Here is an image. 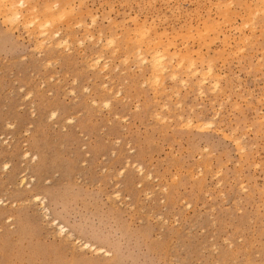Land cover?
<instances>
[{"label": "rangeland", "instance_id": "rangeland-1", "mask_svg": "<svg viewBox=\"0 0 264 264\" xmlns=\"http://www.w3.org/2000/svg\"><path fill=\"white\" fill-rule=\"evenodd\" d=\"M71 1L22 9H76L44 43L0 17V264H264L260 0Z\"/></svg>", "mask_w": 264, "mask_h": 264}, {"label": "bare ground", "instance_id": "bare-ground-1", "mask_svg": "<svg viewBox=\"0 0 264 264\" xmlns=\"http://www.w3.org/2000/svg\"><path fill=\"white\" fill-rule=\"evenodd\" d=\"M69 1H71V0H69ZM27 2H29L30 3V0H0V17H1V15H2V18H3V21L8 25H12L13 26V28H15L16 26V24L18 25L19 23L21 24V25H24L23 27H24V30L25 29H28V27L29 26H33L34 28V30L38 33V34H36V35H40V36H42V37H44V38H42V37H40V38H42V39H44V40H42L43 42H41V43H44L45 42V40H46V42H47V40L49 39V38H54V35L52 36L51 35V33H53L52 32V29L51 30H49L51 27L52 28H54V25L56 24V22H58V21H61L62 20V22H64L63 20L66 18V19H71V17L72 16H74V11L76 10V9H74V7H72L71 5H69L68 3V5L67 6H64L63 4H61L62 5V7L60 6V8L58 9V10H55L54 11V9H53V11H50V9H51V5H53L52 3H48L50 6H48V8H46L45 7V11L47 10H49V12H46V13H44L43 14V11H38V12H41V13H37L36 11L40 8V7H38V9L36 8V6L35 5H32V7H31V5L29 6V9L30 8H32V9H34V7H35V9H37V10H35L34 9V11L32 10H29L30 12L29 13H27L26 15L23 13L22 14V9H25L26 10V7H27V4L29 5V3H27ZM46 2V1H45ZM49 2V1H48ZM32 3V2H31ZM56 3V2H55ZM71 4H72V1L70 2ZM25 4H26V6H25ZM37 4V3H36ZM46 4H47V2H46ZM55 5H57V4H55ZM72 5H74V4H72ZM229 5V4H228ZM23 6H25V8L23 7ZM220 6V5H219ZM50 7V8H49ZM55 9H56V7H54ZM76 8V7H75ZM250 9H251V7H250ZM24 10V11H25ZM40 10H41V8H40ZM44 11V12H45ZM218 11V10H217ZM224 11V10H223ZM32 12H34V13H32ZM36 12V13H35ZM224 13V12H223ZM226 13H228V11L226 12ZM260 13H264V0H260L259 2H257L256 3V6H254V8H252L251 9V13H249L248 15H247V17H245V20H244V25L245 24H250V23H252L253 21H254V19L257 17V15L258 14H260ZM28 14H32L31 16H28ZM34 14V15H33ZM43 14V15H42ZM231 14V13H230ZM233 14V13H232ZM24 16V17H23ZM28 18H27V17ZM224 17H225V19H226V21L228 20L229 21V24L231 23V17H229L228 16V14H225L224 15ZM224 17H223V19H224ZM241 17V16H240ZM255 17V18H254ZM262 18V17H261ZM94 19V18H93ZM92 19V21H95V20H93ZM257 20H258V18H256ZM260 19V18H259ZM73 20V19H72ZM67 21H69V20H67ZM80 21H82V20H80ZM84 21V20H83ZM65 23V22H64ZM80 22L78 21V24L77 25H79L80 26V24H79ZM213 23H215V22H213ZM224 23H227L228 24V22H225L224 21ZM254 23V22H253ZM252 23V24H253ZM70 24V22H68V25ZM82 24V23H81ZM83 24H85V23H83ZM252 24H250V25H252ZM212 25V26H211ZM213 25L214 24H209V26L211 27V28H214L213 27ZM217 25V24H216ZM15 26V27H14ZM25 26H26V28H25ZM73 26H75V24H73ZM82 26V25H81ZM80 26V27H81ZM85 26V25H84ZM209 26L207 25V27H206V29L207 28H209ZM240 26H243V25H240ZM72 27V26H71ZM83 27V26H82ZM86 27V26H85ZM217 27H219V25H217ZM216 27V28H217ZM17 28H18V26H17ZM57 28V27H56ZM67 28H68V26H67ZM84 28V27H83ZM71 29V28H70ZM86 29V28H85ZM151 27H147V25L146 24H141V23H138L137 25H136V30H135V37H136V39H137V41L136 42H138V47L139 48H137V49H139V54L142 56L144 53H143V49L141 50V44L142 45H144V47L147 45L148 47H146L148 50L147 51H149L150 53H149V56H150V58H147V57H143L144 59H145V62H148L149 63V65H150V68H151V78H149V79H151L152 81H154V83L156 84V85H158V84H160L161 83V81H162V78H163V75L167 72V70H168V65H167V49H160V46H164V44L161 42V39H160V36H156L155 37V39H153V38H151L150 36V34H151ZM205 29V28H204ZM219 30H220V28H218ZM217 29V30H218ZM232 29V28H231ZM241 29V28H240ZM58 30V29H57ZM28 31V30H27ZM32 31V30H31ZM51 31V32H50ZM209 31V30H208ZM207 31V32H208ZM213 31V32H212ZM57 32H59V31H56V33ZM202 32V31H201ZM210 32H212L213 34H214V29L213 30H210ZM221 32V31H220ZM34 33V32H33ZM198 33H200V30L199 31H197V34ZM52 36V37H50V35ZM130 34V33H129ZM128 34V35H129ZM188 34V33H187ZM202 34V33H201ZM212 34V35H213ZM49 35V36H48ZM207 35L208 34H206V37H207ZM56 36H57V34H56ZM218 37V35H215V37ZM37 37V36H36ZM49 37V38H48ZM135 37H133V39H135ZM151 38V39H148V38ZM192 37V36H191ZM199 37H201V36H199ZM247 37V36H246ZM68 38H70V37H68ZM74 38V37H73ZM131 37H129L128 39H130ZM212 38H214L213 36H212ZM52 39H50V40H52ZM132 39V38H131ZM158 39H159V41H158ZM196 39V38H195ZM219 39V38H218ZM246 39V38H245ZM65 40V39H64ZM149 40V41H148ZM214 40H216V38H214ZM213 40V41H214ZM247 40V39H246ZM76 41V40H75ZM111 41V40H110ZM156 41H158L159 43L157 44V46L156 45H154L153 43L154 42H156ZM203 41V40H202ZM242 41V40H241ZM240 41V42H241ZM50 42V41H49ZM48 42V43H49ZM66 42V40L64 41V43ZM112 42V41H111ZM51 43L52 42H50V45H51ZM56 43V42H55ZM59 43H60V41H59ZM58 43V44H59ZM63 43V45H65ZM112 43H114V42H112ZM128 43V42H127ZM143 43H146V45L145 44H143ZM46 44V43H45ZM57 44V45H58ZM153 44V47L151 46ZM128 45V44H127ZM126 45V46H127ZM137 45V44H136ZM170 45V44H169ZM175 46H176V44H174ZM55 46V45H54ZM62 46V45H61ZM66 46V45H65ZM67 46H68V44H67ZM231 46V45H230ZM168 47V46H167ZM174 47V46H173ZM177 47V46H176ZM169 48V47H168ZM116 52V51H115ZM200 52V51H199ZM127 53V52H126ZM126 53H125V55H126ZM133 53V52H132ZM139 56V55H138ZM137 56V57H138ZM134 57H135V55H134ZM101 58V57H100ZM142 58V57H141ZM205 58V57H204ZM96 60V59H95ZM126 60V59H125ZM129 60V59H128ZM130 61V60H129ZM94 63H100L99 61H98V58H97V62H94ZM180 63H184V64H186L187 63V66L189 67V68H193L194 70H195V72H197L198 71V68H195V66H196V63H195V60L193 59V56L191 55V53L189 52V51H187L186 52V54H184L183 56H182V58L180 59ZM179 63V64H180ZM210 63V62H209ZM93 64V63H92ZM96 64H94V66L96 65ZM213 63H211V64H209L208 65V69H207V73H208V75H212V76H214L215 75V71H214V67H213V65H212ZM180 65H182V64H180ZM93 66V65H92ZM180 67V66H179ZM95 68V67H94ZM193 73V72H192ZM205 73V72H204ZM204 73H200V75L201 74H204ZM206 73V74H207ZM194 74V73H193ZM199 74V73H198ZM191 75V74H190ZM178 75H177V72L176 71H173L172 72V74H171V77L172 78H176ZM202 76V82H205L206 81V78L204 77V75H201ZM205 76H207V75H205ZM209 77V76H208ZM207 77V78H208ZM151 81V82H152ZM216 81V80H215ZM150 82V83H151ZM200 82V81H199ZM185 83V82H184ZM187 83H185V85H186ZM214 84V83H213ZM216 84L218 85L219 83H217L216 82ZM152 85V84H151ZM201 86H202V84H201ZM214 86V85H213ZM216 88H217V86H216ZM167 107V106H166ZM200 124H201V122H200ZM208 124H210V123H208ZM212 124V123H211ZM191 125H189V127H190ZM201 126H203V125H201ZM197 127V126H196ZM195 127V128H196ZM199 127V126H198ZM198 127H197V129H198ZM193 174V173H192ZM37 199V198H36ZM55 222V221H54ZM56 223V222H55ZM63 226V225H62ZM60 232L61 233H64V230H65V233H66V229L65 228H63V227H61V225H60ZM71 234V233H70ZM85 246V245H84ZM85 248H92V249H94V251H100L99 249H97V248H95V246L93 247L92 245H89V244H87L86 246H85Z\"/></svg>", "mask_w": 264, "mask_h": 264}]
</instances>
